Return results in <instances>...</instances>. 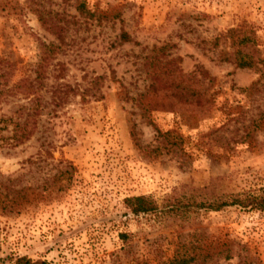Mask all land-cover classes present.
<instances>
[{
	"label": "rangeland",
	"instance_id": "obj_1",
	"mask_svg": "<svg viewBox=\"0 0 264 264\" xmlns=\"http://www.w3.org/2000/svg\"><path fill=\"white\" fill-rule=\"evenodd\" d=\"M260 59L264 0H0V264H264V209L198 207L264 187Z\"/></svg>",
	"mask_w": 264,
	"mask_h": 264
},
{
	"label": "trees",
	"instance_id": "obj_2",
	"mask_svg": "<svg viewBox=\"0 0 264 264\" xmlns=\"http://www.w3.org/2000/svg\"><path fill=\"white\" fill-rule=\"evenodd\" d=\"M127 34L125 32H122L120 37L121 39L126 40ZM225 37L229 39V43L231 46H235L236 48L233 50L234 60L236 63V66L240 68H251L256 67V62L253 60L252 55L249 52H245L243 48H245L248 44V42L251 40V37L248 36L245 30H241L240 28H230L226 31ZM258 62L262 63L264 66V60L260 59ZM11 87L9 88H3L1 90L4 91H11ZM0 90V94L1 93ZM82 96L84 94L82 93ZM196 101L200 103L201 101H204L201 97L197 96ZM159 103L156 100L149 99L146 102V105L148 107H152L151 103ZM27 114L23 120L21 118H15L13 116L9 117H0V122L5 124L7 122H10L12 124L11 129V135L9 138L12 140L13 144H19L23 142L24 139L28 138L31 135L32 128H33V114H35L38 109L35 106L34 109H30V107L26 108ZM149 109V108H148ZM29 111H32V114L29 113ZM172 131H167L166 134H172ZM132 135L134 137V141L136 144H139L137 141V138L135 136V132L132 130ZM177 136L181 137L177 134ZM125 207L134 215L139 214H151V213H159L162 210H165L164 208H160L159 205L156 203L154 199L147 195H134L129 196L124 199ZM226 205H238L240 207L249 208V209H256V210H263L264 209V187L258 188L254 191H243L239 193L229 194L228 198L226 200H223L221 202L217 201H211L207 203H202L198 207L205 206L207 208H210L212 210H218L222 206ZM165 207L168 209H172L173 211L178 210L180 208V205L176 204H165ZM122 237H124V234H121ZM226 251V250H225ZM226 257H229V254H226ZM193 259V256H191L188 253V249L185 248V246L178 244L176 248L174 249L173 256L170 259L164 260L159 262L158 264H188L190 260ZM41 261H33L26 256H20L16 258V264H42ZM135 264H147L146 262H136Z\"/></svg>",
	"mask_w": 264,
	"mask_h": 264
}]
</instances>
